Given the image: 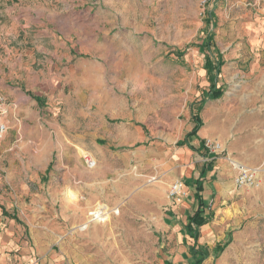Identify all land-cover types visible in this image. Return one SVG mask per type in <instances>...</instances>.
Listing matches in <instances>:
<instances>
[{"label":"rangeland","instance_id":"1","mask_svg":"<svg viewBox=\"0 0 264 264\" xmlns=\"http://www.w3.org/2000/svg\"><path fill=\"white\" fill-rule=\"evenodd\" d=\"M210 34L209 55L224 60V93L202 108L208 139L235 176L249 169L257 178L229 198L211 196L200 264H264V0H0V59L15 41L70 49L71 83L86 85V145L110 149L93 154L49 127L35 131L31 120L13 131L0 154V264H190L193 240L184 236L186 218L166 217L172 182L162 188L158 159L209 87L194 45ZM118 98L142 116L146 141L117 144L120 120L100 125L94 110ZM63 117L60 110L53 123L65 127ZM97 206L108 216L91 221Z\"/></svg>","mask_w":264,"mask_h":264},{"label":"crops","instance_id":"2","mask_svg":"<svg viewBox=\"0 0 264 264\" xmlns=\"http://www.w3.org/2000/svg\"><path fill=\"white\" fill-rule=\"evenodd\" d=\"M12 34L14 40L21 35L20 33ZM33 35L35 36V34ZM25 44V48H22L16 41L13 46H4L3 50L8 56L0 59V93L5 101L2 103L3 109L6 110V113L0 116V123L5 124L6 127L4 132L0 133V154L9 145L13 131L21 128L24 123L30 120L34 121L32 127L35 128V131L49 127L52 129L51 133L62 135L65 140L70 143L75 142L93 154L110 151L97 143L86 145V128L88 126V111L85 107L87 102L86 85L84 82L80 83V80L71 83L70 72L77 67L72 64L75 62L71 56L72 51L52 41L53 46L51 44L49 46L55 49L53 51L48 50V45L37 40H32L30 43L25 42ZM59 47H62L63 51L58 50ZM64 64L67 65L65 68ZM64 73H67L68 77H64ZM83 75H85L84 72ZM79 79L84 80L85 77H79ZM202 96L193 101H199ZM115 100L111 99L110 102ZM118 100H120L118 106L100 107V109L94 110L100 125L108 126L106 118L120 120L115 123L118 124L116 127L119 129L117 144L146 141L149 136L142 129V124H144L140 119L142 116L139 112H135L121 103V99L118 98ZM190 104L181 136L168 147V152L161 153L158 159L159 168H162V172H164L162 188L166 190L168 184L181 180L186 190L185 198L183 197L165 208L166 217L171 218L172 223L183 220L193 212L196 206L194 197L196 183L202 185L201 198L207 205L211 204L212 195L229 198L236 187L235 175L230 170L229 163L204 146L205 139L213 136V132L208 128L209 119L205 120L203 109L199 112L202 126L196 135L186 136L192 127L191 118L194 110L191 109ZM60 110L64 116L65 127H61L57 122L53 123L55 114ZM77 120L78 124L76 125L75 121ZM27 127H24V130L29 134L32 133L31 129H25ZM74 127L78 128V132H74V130L72 132ZM38 137L39 134L35 138ZM183 141L184 143H182ZM204 230L206 231V229ZM184 236L187 235L184 234Z\"/></svg>","mask_w":264,"mask_h":264},{"label":"trees","instance_id":"3","mask_svg":"<svg viewBox=\"0 0 264 264\" xmlns=\"http://www.w3.org/2000/svg\"><path fill=\"white\" fill-rule=\"evenodd\" d=\"M212 35H208L200 44H195L201 53H204L203 68L206 72L207 80L209 81V87L203 92V96L199 101H193L190 104L192 110V127L186 136L191 137L196 135L198 129L202 126L199 112L202 110L204 104L208 100H215L222 97L224 90L221 86L217 85L218 75L221 72V67L224 64L222 54L219 51L216 53V58H213L209 53L211 48L215 49L212 45ZM178 56H182L183 52L176 51ZM184 143V141L182 142ZM202 185L196 183V192L194 194L196 200V206L191 214L186 217V223L182 224L184 234L189 236L193 240L192 260L190 264H200L203 260L208 257V252L204 251V247H201L198 243L200 237V228L208 224L213 218V212L209 211V205L203 202L201 198ZM217 252L220 248H217ZM216 252V257L218 256ZM165 264H173L170 261H166Z\"/></svg>","mask_w":264,"mask_h":264},{"label":"built area","instance_id":"4","mask_svg":"<svg viewBox=\"0 0 264 264\" xmlns=\"http://www.w3.org/2000/svg\"><path fill=\"white\" fill-rule=\"evenodd\" d=\"M4 102V97L0 93V115H4L6 110L1 108L2 103ZM5 124L0 123V133H3L5 130ZM204 146L212 153L220 152L221 149L220 144L215 140L205 139ZM82 158L85 164L89 167H92L95 164V161L92 155L88 152H84L82 154ZM240 169V168H239ZM257 176L256 173L249 169H240L237 175L234 178L236 188H241L246 185L254 184ZM186 196V190L184 189L183 182L181 180H176L170 185L168 190V197L172 199L173 202H177L179 199Z\"/></svg>","mask_w":264,"mask_h":264},{"label":"bare ground","instance_id":"5","mask_svg":"<svg viewBox=\"0 0 264 264\" xmlns=\"http://www.w3.org/2000/svg\"><path fill=\"white\" fill-rule=\"evenodd\" d=\"M235 166H237V163H234ZM68 194V192H67ZM69 201H72L74 203H77L78 201V198L76 197V194L73 193L72 191H69V194L67 195ZM90 217H91V221H100V220H103L104 218H106L108 216V213L107 211H105L102 207L100 206H97L95 208V210L91 211L89 213Z\"/></svg>","mask_w":264,"mask_h":264}]
</instances>
